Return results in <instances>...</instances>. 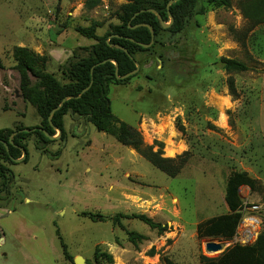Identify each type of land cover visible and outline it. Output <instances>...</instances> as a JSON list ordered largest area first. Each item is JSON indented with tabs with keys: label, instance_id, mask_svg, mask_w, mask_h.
Segmentation results:
<instances>
[{
	"label": "rangeland",
	"instance_id": "1",
	"mask_svg": "<svg viewBox=\"0 0 264 264\" xmlns=\"http://www.w3.org/2000/svg\"><path fill=\"white\" fill-rule=\"evenodd\" d=\"M241 1L198 0L180 32L160 31L151 48L134 54L139 69L130 80L108 87L114 118L139 134L142 148L171 158L169 167L178 172L168 175L85 117L67 112L63 139L41 147L31 134L27 161L9 165L15 178L7 196L0 192V264H75L76 256L85 264H200L202 256L216 258L233 245L234 235L198 237L196 225L228 212L224 190L233 172L254 180L239 195L242 206H259L248 212L260 219L247 240L255 242L264 228V22L246 18ZM125 3L101 0L88 9L84 0H0V129L40 122L21 97L14 48L47 56L37 68L64 82L61 70L72 55H85L81 47L95 42L76 29L94 26L95 35L103 36L119 23L116 13ZM222 57L243 62L247 70L227 73ZM168 138L183 150L167 156ZM244 227L237 226V237ZM208 242L225 248L208 252Z\"/></svg>",
	"mask_w": 264,
	"mask_h": 264
},
{
	"label": "trees",
	"instance_id": "2",
	"mask_svg": "<svg viewBox=\"0 0 264 264\" xmlns=\"http://www.w3.org/2000/svg\"><path fill=\"white\" fill-rule=\"evenodd\" d=\"M100 1L84 0V7L94 8L100 4ZM168 1L128 0V3L122 4L116 13L119 23L111 25V31L100 37L95 35L94 26L78 27L76 29L78 33L94 39L95 42L89 47H81L82 50H85V55H72V60L61 70L65 77L64 82L59 81L53 74L37 68L36 63L38 62L44 66L48 60L47 56L33 54V52L21 47L14 48L13 57L16 61L15 69L19 75L21 97L35 108L40 117V122L36 126L29 127L34 128V131H20L13 136L11 135L14 131L24 127L0 129V192H4L7 196L14 183L15 175L9 167V165L16 164L13 159L21 157L22 150L25 151L22 161L26 162L28 159L27 143L25 142L27 137L31 134L36 135L42 147L54 142L55 139L48 138L38 128L45 130L51 136L55 135L57 128L60 131L59 138L63 139L65 134L63 116L67 112L85 117L98 131L114 137L123 145L131 146L168 175L174 176L178 172V168L169 167L172 159L161 157V151L153 152L150 146L141 147L142 141L139 134L132 127L114 118L108 98L110 84H126L133 76L117 78L115 65L110 60L117 63L120 77L132 71L135 68L134 54L151 48L160 31H166L170 34L180 32L184 28L186 19L191 16L198 0H177L169 5V14L166 9ZM205 1L223 5L231 3V0ZM240 6L243 15L253 24L264 22V0H243L240 2ZM148 8L155 9L164 22L169 21L170 15L172 17L170 25L163 28L158 17L146 10ZM142 9L144 11L140 12ZM136 12L138 14L135 15ZM143 23L149 24L154 33L153 43L147 48L136 43L148 44L151 40V33L147 27L141 25ZM117 46L125 48L132 58ZM220 61L227 73L247 70V66L239 60L222 57ZM2 68L3 65L0 61V69ZM30 75L34 77V82L31 81ZM228 88L231 91L234 90L231 78L228 79ZM65 97L70 98L66 99L60 108L54 111L49 122L50 111L58 106ZM4 144H6L7 149ZM241 186L253 188L254 180L246 172L231 173L227 178L224 190V201L228 212L199 222L196 225L198 237L230 239L234 235L242 217L239 195ZM90 216L94 217V215ZM139 218L151 223L150 219L143 215H140ZM63 251L65 257H68L64 249ZM164 262L165 264H175L169 259H165ZM200 264H264V228L254 243L248 245L234 244L216 258L202 256Z\"/></svg>",
	"mask_w": 264,
	"mask_h": 264
},
{
	"label": "water",
	"instance_id": "3",
	"mask_svg": "<svg viewBox=\"0 0 264 264\" xmlns=\"http://www.w3.org/2000/svg\"><path fill=\"white\" fill-rule=\"evenodd\" d=\"M175 1H177V0H169L168 2H167V4H166V9H167V11H168V8H169V5L171 4V3H173V2H175ZM147 11H149V12H152V13H154L157 17H158V20H159V23H160V25L163 27V28H167L169 25H170V23L172 22V17L169 15V21L168 22H164V20L162 19V17L160 16V14L155 10V9H153V8H148V9H146ZM142 11H144V9H142V10H140V12H142ZM136 14H138V12H136L135 13V15ZM168 14H169V11H168ZM141 25H143V26H145V27H147L148 29H149V31H150V33H151V40H150V42L148 43V44H144V43H140V42H136L138 45H140V46H142V47H144V48H147V47H149L152 43H153V39H154V33H153V30H152V27L149 25V24H146V23H143V24H141ZM130 40L131 41H133V39H131L130 38ZM117 47H119L120 49H122L124 52H126L127 54H128V52H127V50L125 49V48H123V47H121V46H117ZM129 55V54H128ZM129 57L130 58H132V56L131 55H129ZM111 62H113V64L115 65V76L117 77V78H127V77H129V76H131V75H133V74H135L137 71H138V69H139V65L135 62V68L132 70V71H130V72H128V73H126V74H124L123 76H119L118 75V67H117V63L115 62V61H113V60H110ZM102 62H105V61H102ZM93 68V67H92ZM92 68H91V71H92ZM85 90V89H84ZM83 90V91H84ZM68 98H70V97H65V98H63L62 99V101L59 103V105L58 106H56L54 109H52L51 111H50V114H49V116H48V121L50 122V120H51V116H52V114L54 113V111L55 110H57V109H59L60 108V106L62 105V103L66 100V99H68ZM39 130H41V131H43V133L48 137V138H50V139H55V138H57V136H59V134H60V131L56 128V131L58 132V135H56V136H51V135H49L45 130H42L41 128H38ZM35 129L34 128H22V129H20V130H18V131H14L13 133H12V135L11 136H13L14 134H16L17 132H20V131H23V132H31V131H34ZM5 145V147H6V149H7V146H6V144H4ZM23 152H22V156H21V158H14L13 160H14V162H19L20 160H22L23 159V157L25 156V151L24 150H22ZM225 248V245L223 244V243H221V242H219V243H215V242H208L207 244H206V250L208 251V252H211V251H218V250H223ZM73 262L75 263V264H85V262H84V259L81 257V256H76V257H74L73 258Z\"/></svg>",
	"mask_w": 264,
	"mask_h": 264
},
{
	"label": "built area",
	"instance_id": "4",
	"mask_svg": "<svg viewBox=\"0 0 264 264\" xmlns=\"http://www.w3.org/2000/svg\"><path fill=\"white\" fill-rule=\"evenodd\" d=\"M258 209H259V206L256 204L247 205L245 203L243 206L241 205L240 210L242 212V217H241V220L238 223V225L241 223V224H244L245 227L242 231V233H243L242 237H237V233L234 234V236L232 237L233 245L234 244H239V245L252 244V243H247V240L252 235V232L253 233L255 232L251 228L255 224L257 225V223H259L260 219L255 215H251V214L248 215V212H256V211H258Z\"/></svg>",
	"mask_w": 264,
	"mask_h": 264
},
{
	"label": "bare ground",
	"instance_id": "5",
	"mask_svg": "<svg viewBox=\"0 0 264 264\" xmlns=\"http://www.w3.org/2000/svg\"><path fill=\"white\" fill-rule=\"evenodd\" d=\"M226 102V100H224ZM221 121L224 122V117L221 115ZM165 124V123H164ZM169 126V125H168ZM164 130V127H160L159 133H162ZM170 130V137H174L177 132H175L174 128L169 129ZM156 133V132H155ZM164 135V133H163ZM183 150V146L180 144H175L171 138L166 139V146L165 151L167 156H174L176 153Z\"/></svg>",
	"mask_w": 264,
	"mask_h": 264
}]
</instances>
